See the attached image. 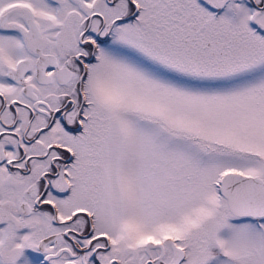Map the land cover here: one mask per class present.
Returning <instances> with one entry per match:
<instances>
[{"label": "snow or ice", "instance_id": "6c2138e0", "mask_svg": "<svg viewBox=\"0 0 264 264\" xmlns=\"http://www.w3.org/2000/svg\"><path fill=\"white\" fill-rule=\"evenodd\" d=\"M0 264H264V0H0Z\"/></svg>", "mask_w": 264, "mask_h": 264}]
</instances>
